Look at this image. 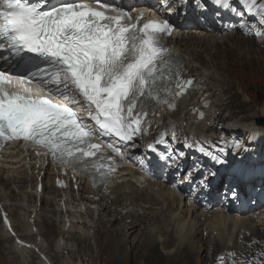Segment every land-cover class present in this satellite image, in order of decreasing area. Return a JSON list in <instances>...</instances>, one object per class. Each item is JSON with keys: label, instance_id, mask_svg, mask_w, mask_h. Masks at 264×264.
I'll return each instance as SVG.
<instances>
[{"label": "snow or ice", "instance_id": "1", "mask_svg": "<svg viewBox=\"0 0 264 264\" xmlns=\"http://www.w3.org/2000/svg\"><path fill=\"white\" fill-rule=\"evenodd\" d=\"M91 2L104 10L83 0H0V140L31 142L50 152L54 161L107 179L119 164L113 156L124 157L121 148L103 137L128 145L159 106L173 110L197 81L183 79L182 62L162 44L163 35L174 28L168 20L145 21L143 14L132 17L103 0ZM193 3L213 6L217 14L233 10L230 0ZM253 5L255 0H245V11L255 15ZM108 11L113 14L106 15ZM132 19L135 24L129 23ZM32 84L44 94L33 95ZM17 86L20 90L13 91ZM83 106L90 110L91 123L75 111ZM162 142L147 146L155 155L150 168L182 173L186 153L160 151ZM228 143L217 145L218 152L197 148L211 167L197 160L191 167L199 178L190 179V172L181 176L190 191H208L209 177L220 172L228 176V198L242 199L257 182L264 191V139L247 133L226 150Z\"/></svg>", "mask_w": 264, "mask_h": 264}, {"label": "bare ground", "instance_id": "2", "mask_svg": "<svg viewBox=\"0 0 264 264\" xmlns=\"http://www.w3.org/2000/svg\"><path fill=\"white\" fill-rule=\"evenodd\" d=\"M171 1L173 2V7L177 9L178 15L187 17L184 18L185 22L182 24L186 27L187 31L184 34L188 36V42L183 45L182 40L186 38H182L180 42V32L176 33L174 37L179 36V38L172 40L171 43L178 46L180 53L187 54L186 56L191 57L189 59L190 61L186 62L187 71L190 73V76L196 75L203 77L208 88V96L214 98L213 87L210 85L209 78L204 77L206 74L202 73V71H196L195 64L198 60L192 58V56L196 55L197 57L203 58V54L198 55V48H203V53L206 50L205 53L210 59L211 66L219 71L230 70L231 67L239 66L251 70L248 66L252 65V61L250 58L244 56L246 55L244 51L247 50L249 52L255 44L254 42L251 44L250 41L252 40L245 37L246 34L242 32L243 30L239 31L236 26L235 28L230 27V24L234 23L232 13L235 8L232 11L222 10L217 14V10L213 6H208L207 8L202 5L197 6L192 4L190 0ZM212 32L218 34L216 35ZM196 33H200V36H192V34L195 35ZM219 35L221 36L219 37L220 39H228L227 47H224L225 43L223 45L220 44L223 40L221 42L218 40ZM207 38L209 41L206 43ZM240 47H244L243 50ZM224 80L226 81L225 78ZM225 86H227L226 82ZM231 89V87L226 89L225 93L228 94ZM233 98L230 99L233 101ZM249 101L250 103H239L237 108L239 111H242L241 114L245 115L246 120L257 119L256 122L259 124L258 121L264 118V104L258 109H253L248 106L253 103V100L250 98ZM223 107L224 105H219L218 102L214 103V109L212 110L214 114L211 112L210 118L206 123L207 125L208 123H214L211 132H219L220 129H225L231 121L238 119L241 115L234 111L232 114L226 116L230 108L224 107L223 109ZM211 115L212 117L214 116L213 122L211 121ZM182 124H187L184 129H190L196 133L197 138H202L201 135L204 133L203 127L205 125L199 126L195 122V119L190 118L189 115L184 116ZM157 125L158 122H152V132H155ZM165 127L166 124H163L159 128V132H164ZM227 128L229 129H225L222 132H226L223 135L224 141L229 142L227 145H224L226 150L233 141H236L234 139L236 136H239L240 139L244 138H241L240 133H244L245 136L247 133H257L264 139V128L261 126L255 127L251 125L246 129L238 127ZM208 133L210 132L206 134ZM160 150L163 151L164 149ZM199 160L204 161L201 154H199ZM188 172L192 175L189 177L190 179H198V176L195 177L193 175L197 170L192 169ZM141 173L142 170L139 168L136 175L132 176L131 179L136 180L138 176H141ZM184 173L182 172L180 175L182 176ZM11 177L13 179L10 181H0V201H3L5 204L6 202L10 204H8L9 211L16 219V233L20 232L23 238L34 244L37 243L36 239L40 237L42 252H38V254L43 256L39 257L37 254L36 257L28 251L29 249L23 250L15 247L13 244L14 241L1 228L0 219V257L3 259L7 255L20 258L17 254L21 253L26 258L28 264H85L83 256L75 259L73 255L75 254L74 248H80V245L83 243L86 245L85 253H92L91 242L94 239L92 237L93 234L91 230L83 232L87 228V223L91 222L92 224L97 223L99 227L97 238L94 241L100 250V254L109 253L108 260H104L105 264H215L216 262H221V264H257V262L264 264V227L257 228L256 233L253 231L252 233L246 234L243 237L244 246L242 249L237 246V240H235V244H230L229 239H227L229 233L247 229L250 226L253 227L252 225L254 223L256 224L257 221L255 218L251 215H246V213L251 212L258 206V202L264 200V194L262 200L255 202V198H252V193H249L252 188H248L249 195L247 196L249 197L246 200L245 196L242 199L227 198L223 202L222 191L226 183V176L220 177L218 175V177H213L220 180L219 186L213 184L214 182H210L208 191L205 192L204 190L197 189L191 197L189 194L190 191H188L190 189L187 187L189 186L188 180H179V183L182 184L180 186H173L172 184L169 185V182L160 180L157 174H153L148 180L150 181L148 190H137V185L134 184V181L127 183L130 185V188H126L127 184H116L103 192L98 191L100 203L97 205L100 210L98 212H92L88 209L91 213L90 217L86 211V206L84 204L80 205L84 201L83 197L86 196L88 189L85 186L70 184L69 194L65 195L72 202L80 205L78 210H82L83 213H71L73 223L63 224V221H61V226H57L52 219L53 216H49V214H53L55 217L58 215L61 217L64 214L61 210H55L56 213L52 210L53 203L51 197H54L55 200L56 196L60 197V195L56 194L57 190L51 173L46 172L43 180V193L40 195L35 191L37 181L32 173L22 171L20 167L11 171ZM120 180H125V178L116 179V181ZM12 185H15V189L19 187V190H17L18 194L15 189H10ZM106 192H108V196L105 194ZM154 194L161 196L164 202L168 203L170 213H175L176 216L181 218L179 224L181 227L177 232L170 233V230L166 229L168 230L166 231L163 229L164 227L161 224L165 226L167 223L169 225V221L162 219V212L160 214L155 212L156 214L153 215L152 211H157L158 208L156 206H159L160 201H162L161 198V200L156 199ZM202 195H205V199H207L205 203L200 204L192 200L193 197L200 199ZM75 196H79V199ZM10 201L16 202L17 204H11ZM61 203L62 201L59 200V204ZM127 203L130 204L128 205ZM19 204H22V206ZM193 205L206 212L211 211L214 207L220 206L219 209L223 212H231L232 215L238 216L237 218H228L229 216L223 217L219 214H213L214 216L211 218L209 217L210 213L204 212L203 215L208 218L207 221L211 220L210 224L204 227L202 217H200L201 215H196L198 209ZM186 207L187 209H185ZM131 208H133L132 212ZM138 208L142 209V215L139 213L140 211L138 212ZM122 210H127V214L123 215ZM34 211L36 213L42 212V214L36 215L33 213ZM149 211L152 212V215L148 213ZM128 219L131 220L129 223H127ZM187 223L191 233L190 239L187 238L188 235L185 228ZM152 225H157V228L152 227ZM158 225L160 226L158 227ZM34 226L38 227V236L31 234ZM205 228L212 230L208 231ZM53 233L57 237L56 244L53 247L56 246L55 249L58 253L62 254V257L55 256V258H52L45 250L44 246L48 245V236L50 237ZM163 234H167L169 237L158 240V236ZM103 237H106L105 242L103 241ZM4 244L9 245V247L6 249L2 248ZM161 250L168 252L162 253ZM6 253L8 254L6 255ZM102 263L103 261L100 264Z\"/></svg>", "mask_w": 264, "mask_h": 264}, {"label": "rangeland", "instance_id": "3", "mask_svg": "<svg viewBox=\"0 0 264 264\" xmlns=\"http://www.w3.org/2000/svg\"><path fill=\"white\" fill-rule=\"evenodd\" d=\"M253 6H256V10L252 11V13H254L255 15H252L249 13L245 14L244 8L240 7V8H238V11H237L239 18L234 23L231 24L234 26V28L236 26L239 31H241L242 28H246L249 25H253L249 28H246L245 31H242L243 33L246 34V36H245L246 38H249L250 40H252V41H250L251 44H253V42L255 44V46L253 45V49L249 50V52L247 50L244 51V53L246 54L244 56L250 58L252 61V63H251L252 65L248 66L251 70L244 69V68H241L239 66V67H231L230 70L219 71V70H217L211 66L210 59H209V57H207L208 55L205 53L206 50L203 53V48H201V47L198 48V55L203 54L202 55L203 58L197 57L196 55L192 56V58H196L198 60L197 63L195 64L196 71L197 70L202 71V73L206 74L204 77L209 78L210 85L213 87L214 103L218 102L219 105H224L225 108L226 107L230 108L227 111L226 116H228L229 114H232L234 111L241 114L242 111H239L237 108L238 104L241 102H246V103L249 102L250 103V101H249L250 98L253 100V103L249 104L248 106H250L253 109H258L261 105L264 104V52H263L264 51V27L262 28L263 23H264V19H262V15H264V0H255V5H253ZM258 7H260V8H258ZM240 13H243V16H241ZM257 19H259L258 23H257ZM184 33H187V31H182V33L180 34V36L182 38H186V39L182 40L183 45L186 42H188V36H187V34H184ZM212 33H214L216 35L218 34L216 32H212ZM198 35L200 36V33H198V34L196 33L195 35L192 34V36H198ZM219 37H221V36L220 35L218 36V40L220 42H221V40H223L220 44L223 45L225 43L224 47H227L226 44L228 42V39H220ZM181 39H180V42H181ZM207 41H209L208 38L206 39L205 42L207 43ZM258 45H260V46L258 47ZM204 47H205V44H204ZM240 48H241V50H243L244 47H240ZM258 49H260V50H258ZM258 52H261V53H258ZM183 55L185 56V54H183ZM186 57L188 58V61H190L189 59L191 57H189V56H186ZM224 78L226 79V81L225 80L223 81ZM225 82L227 83V86H225ZM230 87L232 89L230 90V92L228 94H226L225 90L230 88ZM232 97H234L233 101H232V99H230ZM224 107H223V109H224ZM262 119H264V118H262ZM256 120L257 119L246 120L245 115L241 114L238 119L231 121L227 126L246 129L249 126L254 125L255 127L261 126L264 128V125L263 124H260V125L257 124ZM203 132L204 133L201 136H203L207 133L205 130H203ZM240 134H241L240 135L241 138L245 137L244 133H240ZM237 138L240 139L239 136L238 137L236 136V138H234V139L237 140ZM226 139H228V138H226ZM220 140H224L223 135L220 137ZM221 142H223V141H221ZM210 146H212V143ZM215 146H217V145L215 144L213 149L215 148ZM230 146L228 148H230ZM207 166L211 167V164L208 163ZM219 175H220V177L226 176V179H225L226 183L224 185V190L222 191V195H223L225 193V188H226V185L228 183V176L224 172H220ZM219 181L220 180H218L217 182H219ZM18 188L19 187H17L15 189V185H12V187H10L11 190L15 189L17 194H18L17 190H19ZM148 189H149V187L147 185H142L138 190L142 191V190H148ZM9 192H12V191H9ZM249 193L250 194L252 193V198H255L254 201L258 202V201L262 200V196L264 194V191H261V189L259 187V183L257 182L256 188L251 189ZM154 195L153 196L156 197V199H159V200L162 199L163 202L160 201V205L156 206L158 208L157 211H152L153 215H155L156 213L160 214L162 212L161 213L162 219L169 221L170 226L167 223L165 224V226H164V224H161V226L164 227L163 229L164 230H166V229L170 230L169 231L170 233L177 232L178 229L180 230L181 226L179 224L181 222V218L179 216H176L175 213H170L168 203H165L164 199L161 196H159L157 194H154ZM248 197L249 196H246L245 200ZM223 198L225 199L226 196L225 195L222 196V199ZM224 199H223V202H225ZM6 203L9 204L8 202H6ZM10 203L11 204H17L16 202H13V201H10ZM253 203H251V204H253ZM258 203H257L258 206H256L251 212L246 213V215H251L252 217L255 218V220L257 221L256 224L254 223L252 225L253 227L250 226L247 229H242L240 231H235V232L229 233L227 239H229L230 244H235V240H237V246L240 249H242V247L244 246L243 237L248 233H252L253 231H255V233H256L257 228L264 227V200L260 201ZM127 204L129 205L130 203H127ZM19 205L22 206V204H19ZM193 206L198 209L197 210L198 212L196 215L197 216L201 215L200 217H202V223L204 224V227H205V225L210 224V222H211V220L207 221V219H208L207 217H204L205 216V215H203L204 212L210 213L209 217H211V218L214 216L213 214H219L220 216H223V217L229 216L228 218H230V217L237 218V216H238V215H234V214L232 215L231 212L230 213L223 212L221 209H219L220 206L214 207L209 212L202 211V209H199L195 205H193ZM132 209L133 208H131V212L133 211ZM185 209H187V207ZM127 210H122L123 215L127 214ZM137 210H138V212L140 211L139 213L142 215V213H143L142 209L138 208ZM128 211H130V210H128ZM152 212L149 211L148 213H150L152 215ZM58 218H59V215L56 217H55V215H53L52 219L55 221L57 226H61L60 222L62 220L59 221ZM130 221L131 220L128 219L127 223H129ZM159 226L160 225H158V227ZM152 227L157 228V225L156 226L152 225ZM150 228H151V226H150ZM185 228H186V232L188 235L187 238L190 239L191 233H190V228H188V223L186 224ZM171 229H173L174 231ZM88 230H91V232L93 234L92 237L94 239L97 238V231L99 230L97 223L96 224L95 223L89 224V226H87V228L83 232H87ZM168 230H166V231H168ZM206 230L210 231L212 229H206ZM41 232L43 233L42 230H41ZM165 237L168 238L169 236L167 234L159 235L158 240L166 239ZM56 238L57 237H56V235H54V233L50 237L48 236V245L44 246L46 252H48V255H50L52 258H55V256L62 257V254L58 253L57 250L55 249L56 246L53 247L56 244ZM94 239L92 240L93 242H91L92 243L91 249H93L91 254L85 253L86 245H85V243H83L80 245V248H76V247L74 248V250H75V252H74L75 254L73 255V256H75L74 258L79 259V258H81L80 256H83L85 264H100L101 261H103L102 264H105L104 260H106V259L108 260L109 253H105V254L101 253L102 254L101 255L99 252L100 250H99L98 246L95 244ZM208 240H209V237H208ZM103 241L104 242L106 241V237H103ZM8 247H9V245L4 244L2 248L6 249ZM4 251L7 252L6 250H4ZM161 251H162V253L168 252L165 250H161ZM7 254L8 253H6V255ZM17 255L20 256V258L13 256V255H7L5 259L0 257V264H28L26 258H24V256L21 253H18ZM196 264H198V263H196ZM215 264H221V262H216Z\"/></svg>", "mask_w": 264, "mask_h": 264}, {"label": "water", "instance_id": "4", "mask_svg": "<svg viewBox=\"0 0 264 264\" xmlns=\"http://www.w3.org/2000/svg\"><path fill=\"white\" fill-rule=\"evenodd\" d=\"M258 123L264 125V119L259 120Z\"/></svg>", "mask_w": 264, "mask_h": 264}]
</instances>
